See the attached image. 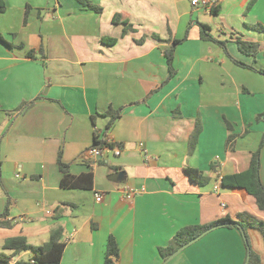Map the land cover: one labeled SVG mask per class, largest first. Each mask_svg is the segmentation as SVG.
Masks as SVG:
<instances>
[{"label": "crops", "instance_id": "0c3cea01", "mask_svg": "<svg viewBox=\"0 0 264 264\" xmlns=\"http://www.w3.org/2000/svg\"><path fill=\"white\" fill-rule=\"evenodd\" d=\"M251 1L219 0L215 15L191 0H90L101 11L78 0H0V35L12 45L0 39V215L8 210L0 221L11 224L0 228V252L9 238L40 246L62 228L60 264H103L110 236L120 247L118 264H163L159 248L182 228L237 221L242 213L264 221L253 195L222 185L223 177L249 169L264 136V119L257 120L264 113V75L234 61L264 69V40L250 28L264 25V0L247 11ZM123 21L134 31L124 34ZM200 24L226 42L230 55L202 38ZM103 37L118 41L105 45ZM238 38L260 43L261 52L243 54ZM174 39L183 40L176 76L163 85L169 77L164 51ZM110 108H123L105 137L121 155L91 158ZM198 120L201 133L191 149ZM232 134L237 138L228 148ZM60 152L73 176L93 173V189L61 187ZM188 168L208 181H193ZM260 178L264 185V146ZM124 185L142 193L127 200ZM96 193L104 194L102 201ZM248 234L264 264L261 231ZM33 257L27 251L12 262ZM247 260L242 231L218 228L168 264Z\"/></svg>", "mask_w": 264, "mask_h": 264}, {"label": "trees", "instance_id": "16d2710c", "mask_svg": "<svg viewBox=\"0 0 264 264\" xmlns=\"http://www.w3.org/2000/svg\"><path fill=\"white\" fill-rule=\"evenodd\" d=\"M83 5H87L90 8H93L97 11H101L100 8H94L93 5H91L90 0H78ZM255 3V0H252L248 7L247 11H250V9L253 7ZM5 10V5L0 2V13H2ZM212 14L217 15L219 13L218 7L211 10ZM29 16V11L26 13L25 22H27V18ZM121 17L118 15L114 18V23L118 24ZM127 26L124 28V34L128 33L129 31H134V28L131 24H129L128 21H123ZM201 27V36L203 39L214 41L215 43L219 44L226 52L227 55H230L226 42L220 41L216 38H214L211 35V27L206 24H200ZM252 30L259 33L263 40H264V25L261 23H257L250 27ZM157 39H160L157 35L154 36ZM1 41L8 44L9 46H12L8 42L4 40V38L0 35ZM101 41L105 45H115L117 43V39L110 38V37H103L101 38ZM144 39H141L138 41V43H142ZM183 40L174 39L172 42V46L164 51V55L166 58V62L169 69V77L167 81L163 84L165 85L168 83L171 79H173L176 76V69L174 67V60H175V52L176 48L179 44H181ZM236 43L238 45V48L240 52L247 56H251L256 58L258 54L262 50V45L258 42H250V41H244L242 39H236ZM29 56H33L34 52L30 51ZM238 65L254 70L262 75H264V69H259L255 66H249L242 62L234 60ZM35 101L31 103L24 104L18 109V112L23 113L28 108H30ZM123 108L114 111L112 108H110L105 116L110 118V121L107 125L106 132L101 137L99 133L95 134L94 138V145L93 147H100L104 148L105 146L113 147L115 146L113 143L109 144L106 141V136L108 133V130H110L114 124V122L120 117L121 112ZM264 119V113L257 118V120ZM201 133V123L200 120L197 121L196 129L193 132L191 139H190V148L193 149L198 141V137ZM237 136L236 134H232L229 136L228 139V148L232 147V142L236 140ZM264 146V136L262 138L261 144L258 148V150L253 154L252 161L250 164V167L247 171L235 174V175H229L222 178V185L225 187L230 188H239L243 189L249 194L253 195L256 198L257 204L261 210L264 211V185L261 182L260 178V169H261V151ZM92 147V148H93ZM0 166H1V160H0ZM58 166L60 168V171L63 174L62 180H61V187L64 189H93V173H86L81 176H73L70 174V166L66 164L63 161L62 158V152L59 153L58 156ZM186 172L190 176V178L195 181L198 180L201 184L208 181L207 178H205L202 175V172L188 168L186 169ZM8 215V210L5 211L4 214L0 215V218H6ZM11 224L10 222H3L0 221V228H10ZM238 228L242 231L244 235L245 245L247 249V254L249 258L248 264H261V259L254 252L252 249L250 237L248 234V231L250 229H257L261 231L263 237H264V221L248 214V213H242L239 214L238 220L233 221L229 217L222 218L219 220H216L214 222H211L207 225H195V226H188L185 228H182L179 230L174 238L170 241L169 245L166 247L159 248V255L162 258L163 262H165L174 252H176L180 247L187 244L194 238L200 236L206 231H212L214 229L218 228ZM63 239V230L62 228H56L51 231L50 237L47 243L40 246H33L31 245L27 238L24 236H16L9 238L5 241L3 245V251L0 252V264H60L62 261V257L65 251V243L62 241ZM32 251L33 252V259L28 261H17L12 262V257L17 256L21 253ZM5 252H11V255H7ZM120 259V247L118 244V241L114 236H110L106 248V254L103 264H118V261Z\"/></svg>", "mask_w": 264, "mask_h": 264}, {"label": "built area", "instance_id": "2783aa9c", "mask_svg": "<svg viewBox=\"0 0 264 264\" xmlns=\"http://www.w3.org/2000/svg\"><path fill=\"white\" fill-rule=\"evenodd\" d=\"M219 4V0H191V5L195 8H201L205 9L209 12H211L212 9L216 8ZM111 144L112 142H108ZM142 148H144V145H141ZM104 151H112L115 156L121 155V148L119 146H105L104 148L100 147H93L88 151V156L91 158H98L102 155ZM122 192L124 193V196L127 200H133L137 195L142 193V190H138L134 187H131L129 185H124L122 188ZM96 201L100 202L104 198L103 193H96L95 194Z\"/></svg>", "mask_w": 264, "mask_h": 264}, {"label": "water", "instance_id": "95a60500", "mask_svg": "<svg viewBox=\"0 0 264 264\" xmlns=\"http://www.w3.org/2000/svg\"><path fill=\"white\" fill-rule=\"evenodd\" d=\"M218 228V227H216ZM209 231L204 232L203 234H201L200 236L194 238L193 240H191L190 242H188L187 244L183 245L182 247H180L176 252H174L165 262H163V264H168L170 261H172L176 256H178L181 252H183L186 248H188L189 246L193 245L194 243H196L199 239H201L205 234H207ZM249 263V258L247 260V263Z\"/></svg>", "mask_w": 264, "mask_h": 264}]
</instances>
